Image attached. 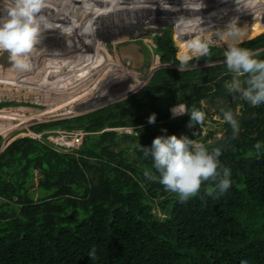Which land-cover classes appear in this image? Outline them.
Wrapping results in <instances>:
<instances>
[{
    "label": "trees",
    "instance_id": "16d2710c",
    "mask_svg": "<svg viewBox=\"0 0 264 264\" xmlns=\"http://www.w3.org/2000/svg\"><path fill=\"white\" fill-rule=\"evenodd\" d=\"M258 1L233 2L232 7L244 9ZM253 11L255 16L258 6ZM233 31L228 43L238 42L264 59V30L255 36ZM182 39L179 30L155 37L161 61L176 67L158 69L134 94L86 114L32 126L44 133L42 139L17 138L0 152V197L9 202L0 207V264H264V105L253 107L235 94L241 109L237 99L216 111L226 132L219 137L210 131L203 144L209 150L221 148L219 159L231 171V187L223 195H208L214 186L209 181L197 196L180 203L143 176L152 161L139 145L150 147L157 136L179 132L192 138L186 128L190 115L173 117L175 105L207 114L204 100L231 95L227 44L211 43L208 56L184 65L188 50ZM222 109L236 115L237 135L223 121ZM152 114L155 122L164 121L166 130L149 134ZM124 126L133 132L114 129ZM59 129L89 134L79 149L66 152L48 139ZM137 129L141 134L131 159L123 139ZM35 171L43 176L37 178ZM35 183L39 196L30 192Z\"/></svg>",
    "mask_w": 264,
    "mask_h": 264
},
{
    "label": "rangeland",
    "instance_id": "374dc122",
    "mask_svg": "<svg viewBox=\"0 0 264 264\" xmlns=\"http://www.w3.org/2000/svg\"><path fill=\"white\" fill-rule=\"evenodd\" d=\"M203 1L205 0H171L165 8V11H159L160 17H155L154 20H146L141 23V20H136L134 23L127 22L121 24L119 27L102 29V32L99 29L96 31V28L94 27V24L98 25L96 22L97 20H95L96 15H90L92 10L95 11V8L90 6L86 7L82 0H45V6L41 14L46 17L51 25V30H58L61 32H71L69 30L75 31L78 33L75 37L76 39L88 43V48L90 50L99 51L96 53L95 57L98 58L97 60H101L102 63L97 64V66L94 65V68H91L90 65H86V67L84 66L82 69L77 68L71 70L66 68L62 72V75L66 76L59 78H55L54 74L53 77L55 81L58 80L63 82L65 80L63 84L67 81H71L72 84L69 85L68 88H59L50 91V97L54 99L52 102L57 100L62 105L59 110H51L47 112V102H45V104H38L35 103V100L37 99L36 97L34 99L26 97V91L24 89H28V84H30L29 79L25 78L28 74L25 71L18 70L13 63L5 61V59L11 61L7 52H0V66H3V72L6 71L11 74L14 83L13 85L8 86L6 90L0 89V125H2L0 127V137L2 138V141L0 142V152L17 138L34 137L42 139L44 133L34 132L31 129L32 126L61 118L86 114L108 104L123 100L147 84L154 72L158 69L164 67H176L173 64L163 63L160 59V55L156 53L157 44L155 42V37L158 35H163L168 31H172L173 34H176L179 30L183 35L182 42L184 43V48L188 50V42L196 36H201L206 40H209L212 44L222 47L223 42L219 40L215 33L227 29L230 24L232 25V29H236L237 33H242L243 35L255 36L264 30V0H260L256 4L245 7L244 9H234L235 7H232L233 2L241 3L244 2V0H231V2L229 0H220L209 8H203L200 6V2ZM249 1L252 2L253 0ZM76 6L81 7L79 8L80 13L76 14V11H74V14L71 13L70 11L76 9ZM255 6H258L259 11H257L254 16L253 10ZM140 13H142V11L134 12V14L137 15ZM83 16H85L84 19L81 18ZM96 18L98 19V17ZM187 19H191L195 24H199L201 20L200 26L204 29L197 32L182 30L180 27L181 21ZM99 21L102 24L101 18ZM252 25L256 26V29L250 28ZM82 32L97 34V37L99 38L103 35L104 39L97 41V37L89 35L85 36L82 35ZM59 40H62L65 45L67 43L69 45V42L72 43V41L68 42L65 37L59 38ZM129 41L138 42L144 46L146 63L140 69L131 67L121 58L119 47ZM42 42L43 41L39 35L38 42L33 50L39 55L45 53L53 54L51 53L52 50L41 46V44H43ZM75 47V49L78 50L77 45H75ZM31 56L32 52L29 54V63L33 60L30 59ZM79 56L74 54L72 55V58L74 60L82 59L80 58L81 56ZM43 61L44 63H47L48 58L45 57ZM114 62L116 63L115 65L113 64ZM10 68L12 69L9 70ZM187 68L190 67H180V69ZM92 69L94 71L91 75L92 77H87L85 75L88 74L86 71H91ZM48 71L45 70L44 73H48ZM69 72H73V74ZM74 72L78 77L75 81H72V77L75 76ZM35 74L39 75V71H35ZM36 77L39 78V76ZM54 80L46 79L45 83L54 85ZM229 81L230 80L227 82ZM98 82V86H95ZM71 86L73 87L72 89ZM1 87H3V85H1ZM38 92L40 93L38 94L40 100H45L43 94H45L47 90L41 89L38 90ZM75 96L80 97V99L74 100L76 98ZM62 97H65L67 101ZM237 99L239 100V103L236 108L239 110L242 107V101L241 98L235 94H231L228 99L218 97L217 100L213 102L207 99L204 100L202 103L207 107V114L203 124L194 127H189V122L186 124V128L192 133L191 139H194L196 143L203 144L204 138L210 131H214L217 136L223 137L226 132V127L222 125V119L216 114V111L220 107H229V104ZM62 100L63 102H61ZM38 109L44 111H35ZM146 111L151 113L153 110L151 107H148ZM140 113L145 112L141 111ZM144 126H146V124L140 125V127ZM147 126H149V134L159 129L166 130L164 121L149 123ZM110 129L113 128H105L103 131ZM114 129L120 133L133 132V128L127 126ZM171 132L172 134H175V131L172 129ZM88 134L89 133L84 131V129H73L70 131L59 129L54 131V133H50L48 139L54 142L60 150L72 152L83 145ZM134 134L133 137L123 139V146L129 149L128 157L131 159L135 158L132 145L137 141L136 137L141 134L140 129H137ZM179 134L180 132L176 136L179 137ZM209 141H211V139H209ZM35 173L37 178L43 176L39 171H35ZM37 183H35V186L30 190L35 196L40 195V192L37 190ZM8 203L7 200L0 197V207ZM156 210L159 211V208H156L155 211Z\"/></svg>",
    "mask_w": 264,
    "mask_h": 264
},
{
    "label": "clouds",
    "instance_id": "9594fccd",
    "mask_svg": "<svg viewBox=\"0 0 264 264\" xmlns=\"http://www.w3.org/2000/svg\"><path fill=\"white\" fill-rule=\"evenodd\" d=\"M45 0H0V52H7L14 66L20 71L30 69L29 54L38 42L42 29L51 25L42 15ZM6 13V15H5ZM191 19L181 21L182 30L197 32L202 28ZM219 40L227 44L225 63L227 72L232 78L226 87L230 94H238L253 107L264 105V59H258L254 53L239 45L238 42L228 43V38L235 33L232 25L215 33ZM210 41L196 36L187 44L188 53L182 63L199 60L210 52ZM243 77V79H242ZM223 121L233 129V136L239 132V121L232 110H221ZM173 117L190 115L189 127L201 125L206 114L198 109L189 110L185 104H177L171 109ZM156 116L148 118L155 123ZM144 158H150L151 168L143 171L144 178L149 182L159 183L164 189L177 196L180 203H185L200 192L202 184L213 182L214 186L207 189L208 195L216 197L226 193L231 187V171L220 161L222 150L219 147L209 150L204 144L196 143L187 135H161L154 138L150 147L139 145ZM256 151H262L259 144ZM95 258V250L88 253ZM241 264H248L242 261Z\"/></svg>",
    "mask_w": 264,
    "mask_h": 264
},
{
    "label": "bare ground",
    "instance_id": "6f19581e",
    "mask_svg": "<svg viewBox=\"0 0 264 264\" xmlns=\"http://www.w3.org/2000/svg\"><path fill=\"white\" fill-rule=\"evenodd\" d=\"M145 1L144 0H82L83 4H85L86 7L90 6L92 8H95V11L92 10L90 15H96V17H98V19L95 17V20H97L96 22L98 25L94 24V27L96 28V31L99 29L102 32H103L102 29H111L112 27H119L121 24H124L127 22L134 23L136 20H141L140 21L141 23L146 20L147 21L154 20L155 17L159 16V13H160L159 11H165V8L167 7L168 3H170L171 0H145ZM218 1L220 0H207V1L205 0L203 2H200V6H202L203 8H209V7H212V5L216 4ZM79 8L81 7L76 6V9H73V11H70V12L73 14H74V11H76L75 12L76 14L80 13ZM135 11H142V13L137 15V14H134ZM143 11H147V12H143ZM84 17L85 16L81 18L84 19ZM100 18L102 20V24L99 21ZM69 31L71 32H61L58 30H51L50 27L47 29H42L40 33V37H41V40L43 41L42 42L43 44H41V46L52 50L51 53L53 54L45 53V54L39 55L36 53L35 50H33L32 56L30 58L33 60L31 63H29L31 64L30 69L28 71H25L28 74L27 76H25V78H28L30 81L29 82L30 84H28L29 88L24 89L26 91L25 93L26 97L33 98V99L36 97L37 99L35 100V103H38V104H45V102H47V105H48V110H46L47 112L51 110H59L62 105L57 100H55V102H52V100L54 99L50 97L51 96L50 91H54V89H59V88H68L69 85L72 84L71 81L70 82L67 81L65 82V84H63L65 80L63 82L62 81L60 82L58 80L55 81L53 77L54 74H55V78H59L62 76H66V75H62V72L66 68H69L71 70L77 69V68L82 69L84 66L86 67V65H90L91 68H94L93 67L94 65L97 66V64L102 63L101 60H97L98 58L95 57L96 53L99 51L90 50L88 48V43L75 38L78 33H76L73 30H69ZM82 35H85V36L89 35L92 37H97V34H91L89 32H82ZM64 37L65 39L68 40V42L72 41V43L69 42V45L68 43L65 45L64 42H62V40H59V38H64ZM103 39L104 37L102 35L101 38L97 37L96 40L101 41ZM75 45H77L78 50L75 49L76 48ZM74 54L78 56L80 55L81 57L80 56L79 57L82 59L74 60L72 58V55ZM45 57L48 58L47 63H44L43 61ZM5 61H7L8 63H12V61L8 59H5ZM113 64L115 65L116 63L114 62ZM11 69L12 68H10L9 70ZM45 70L46 71L49 70L48 73H44ZM3 71H4L3 66H0V89L6 90L8 86L13 85L14 83H13V79L11 78V74L7 73L6 71L5 72ZM35 71H39V75L35 74ZM86 72L89 74V75L85 74L87 77H92L91 75L94 73L93 69L91 71H86ZM69 73L73 74V72H69ZM44 74H45V77H44ZM36 76H39V78ZM77 77L78 75L75 73V76L72 77V81L73 80L75 81ZM46 79H50L52 81L54 80V85L50 83H45ZM98 84L99 82L96 83L95 86H98ZM1 85H3V87H1ZM72 88L73 87L71 86V89ZM41 89L47 90V92L43 94V97L45 100L43 99L40 100L38 96V94H40L38 90H41ZM18 96H22V95H18ZM65 97H62V98H64V100L67 101L66 99L67 97L66 98ZM79 99L80 97L77 96L74 100H79ZM61 102H63V100ZM35 111L43 112L44 110L38 109ZM1 126L2 125H0V127Z\"/></svg>",
    "mask_w": 264,
    "mask_h": 264
},
{
    "label": "water",
    "instance_id": "95a60500",
    "mask_svg": "<svg viewBox=\"0 0 264 264\" xmlns=\"http://www.w3.org/2000/svg\"><path fill=\"white\" fill-rule=\"evenodd\" d=\"M119 51L122 60L133 68L140 69L146 63V52L141 43L129 41L122 44Z\"/></svg>",
    "mask_w": 264,
    "mask_h": 264
}]
</instances>
